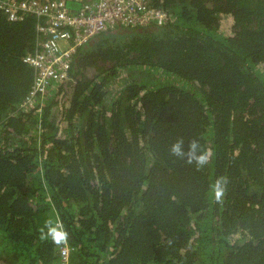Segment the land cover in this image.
<instances>
[{"label": "trees", "instance_id": "16d2710c", "mask_svg": "<svg viewBox=\"0 0 264 264\" xmlns=\"http://www.w3.org/2000/svg\"><path fill=\"white\" fill-rule=\"evenodd\" d=\"M46 1V0H41ZM70 10L84 0H64ZM168 18L116 24L74 51L34 107L24 60L42 19L0 0V259L58 264H264V0H150ZM198 139L203 169L169 155ZM229 179L224 204L211 198ZM169 241H172L169 244Z\"/></svg>", "mask_w": 264, "mask_h": 264}, {"label": "built area", "instance_id": "2783aa9c", "mask_svg": "<svg viewBox=\"0 0 264 264\" xmlns=\"http://www.w3.org/2000/svg\"><path fill=\"white\" fill-rule=\"evenodd\" d=\"M80 1V0H79ZM10 19L18 10L42 19L36 31L40 36L34 54L24 60L34 69V82L21 107L31 108L41 101L54 82L67 78L75 49L94 34L116 24H162L167 12L150 0H84L81 9L70 10L64 0H1ZM70 247L59 249V263L69 264Z\"/></svg>", "mask_w": 264, "mask_h": 264}, {"label": "clouds", "instance_id": "9594fccd", "mask_svg": "<svg viewBox=\"0 0 264 264\" xmlns=\"http://www.w3.org/2000/svg\"><path fill=\"white\" fill-rule=\"evenodd\" d=\"M185 139L177 138L169 147V155L185 165L194 166L197 171L208 165L212 153L203 149L198 139H190L187 150H184ZM229 179L227 176L217 177L210 186L211 198L217 205H223L227 195ZM38 239L42 242H51L57 249L69 246V232L59 217L47 218L38 229ZM172 241H169L171 244Z\"/></svg>", "mask_w": 264, "mask_h": 264}, {"label": "water", "instance_id": "95a60500", "mask_svg": "<svg viewBox=\"0 0 264 264\" xmlns=\"http://www.w3.org/2000/svg\"><path fill=\"white\" fill-rule=\"evenodd\" d=\"M0 264H7V263H5L4 261H2V260L0 259Z\"/></svg>", "mask_w": 264, "mask_h": 264}]
</instances>
